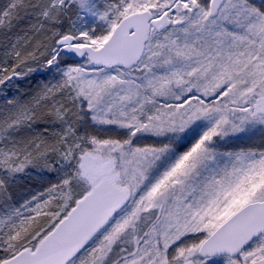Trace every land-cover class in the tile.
Wrapping results in <instances>:
<instances>
[{
	"label": "rangeland",
	"instance_id": "1",
	"mask_svg": "<svg viewBox=\"0 0 264 264\" xmlns=\"http://www.w3.org/2000/svg\"><path fill=\"white\" fill-rule=\"evenodd\" d=\"M211 1L49 0L44 10L36 6L54 27L52 38L39 43L52 64L46 95L54 120L67 124L54 126L65 133L78 122L81 130L60 162L64 176L79 173L80 189L89 191L109 179L129 196L69 264H252L264 258V236L237 259L198 255L231 216L264 201V0H223L214 16ZM143 10L155 18L167 14L171 24L151 30L130 68H94L88 56L80 61L58 45L72 36L76 45L98 49L123 18ZM5 112L1 181L27 175L29 166L10 141L32 117L19 107ZM52 197L58 201V192ZM34 209L24 204L18 213Z\"/></svg>",
	"mask_w": 264,
	"mask_h": 264
},
{
	"label": "trees",
	"instance_id": "2",
	"mask_svg": "<svg viewBox=\"0 0 264 264\" xmlns=\"http://www.w3.org/2000/svg\"><path fill=\"white\" fill-rule=\"evenodd\" d=\"M48 1L0 0V115L14 107L27 109L32 115L27 127L12 135L10 141L28 164L27 175L0 180V262L22 250H36L89 192L88 187L80 189L79 173L66 177L60 164L66 148L76 144L81 130L78 122L70 124L71 129L65 133L57 130L55 123L62 128L67 124L65 119L54 120L55 110L46 95L52 64L49 55L44 56L45 44L39 43L45 37L49 41L50 31H54L48 21L41 19ZM37 5H43V10L38 11ZM36 29L40 30L38 37ZM34 164L39 166L32 167ZM56 191L58 201L52 199ZM68 191L72 198L66 201ZM41 200L42 204L37 205L36 201ZM65 202H69L67 207ZM24 204L35 208L25 217L18 213Z\"/></svg>",
	"mask_w": 264,
	"mask_h": 264
},
{
	"label": "water",
	"instance_id": "3",
	"mask_svg": "<svg viewBox=\"0 0 264 264\" xmlns=\"http://www.w3.org/2000/svg\"><path fill=\"white\" fill-rule=\"evenodd\" d=\"M223 0H212L210 14L216 15ZM171 22L167 14L155 18L149 10L130 14L116 26L98 49L78 46L72 36L61 38L59 47L71 57L88 56L94 68H130L142 57L152 29L163 31ZM129 202L128 194L104 179L85 195L35 252L20 251L0 264H69ZM264 236V201L249 203L231 216L201 245L202 259L238 258L258 238ZM252 264H264V258Z\"/></svg>",
	"mask_w": 264,
	"mask_h": 264
}]
</instances>
